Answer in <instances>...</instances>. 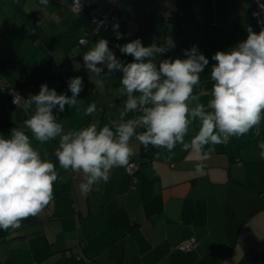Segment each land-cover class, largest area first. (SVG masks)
I'll list each match as a JSON object with an SVG mask.
<instances>
[{"label": "crops", "instance_id": "0c3cea01", "mask_svg": "<svg viewBox=\"0 0 264 264\" xmlns=\"http://www.w3.org/2000/svg\"><path fill=\"white\" fill-rule=\"evenodd\" d=\"M82 2L88 6L75 13L70 8L73 0H49L47 5L40 0H0V83L17 86L25 98L38 94L45 83L71 96L69 79L80 76V103L84 108L96 104L90 116L66 106L57 114L65 131L109 124L126 100L117 94L119 70L97 76L77 60L66 73L50 71L53 62L67 60L79 37L94 27L95 0ZM118 10L133 17L120 25L122 38L117 40L115 30L103 29L81 58L101 38L124 63L134 58L121 54L116 45L137 38L145 46H167L156 63L185 58V49L196 45L209 58L194 89L205 105L216 63L211 57L245 40L248 28L261 30L253 15L259 10L256 0H120ZM25 75L30 80L24 83ZM9 94L0 85V122H12L0 128V134L7 136L17 128L31 136L24 125L31 113L13 105ZM134 117L129 113L126 119ZM198 129L199 121H194L185 141ZM262 140L264 121L239 138L211 146L203 161L179 144L171 153L152 146V157L135 171V187L126 166L115 167L107 183L101 181L83 195V174L65 170L56 161L58 138L43 144L33 138L41 155L47 152L56 163L59 178L40 214L0 236V264H83L77 256L66 255L78 246L87 253V264H264V160L257 147ZM130 143V160L143 158L142 144L135 138ZM191 239L195 247L182 251L179 247Z\"/></svg>", "mask_w": 264, "mask_h": 264}, {"label": "clouds", "instance_id": "9594fccd", "mask_svg": "<svg viewBox=\"0 0 264 264\" xmlns=\"http://www.w3.org/2000/svg\"><path fill=\"white\" fill-rule=\"evenodd\" d=\"M48 2L40 0L42 5ZM73 2L81 8L82 0ZM256 2L259 10L253 15L261 30L248 28L245 40L211 57L216 63L210 71L213 85L207 105L200 101L199 94H194L209 64L198 46L185 49V58L159 59L156 63L167 46L155 42L145 46L139 38L116 45L121 54L134 58L132 62L119 59L104 38L83 52L84 67L89 73L100 76L122 72L117 94L126 96V100L119 117L101 128L92 124L65 131L57 120V114L66 106L79 107L86 116L96 111L95 103L84 108L78 99L84 87L80 76L69 79L71 96L45 83L38 94L26 99L16 97L14 103L31 113L24 121L31 136L17 128L7 136L0 134V231L19 229L23 220L40 214L53 198L59 178L56 163L47 158V152L41 155L33 146V138L41 144L58 138L56 161L65 170L83 174L79 189L87 195L95 184L109 181L113 168L129 164L134 155L130 143L133 138L145 148L151 145L169 153L179 144L203 161L212 151L211 146L258 129L264 121V0ZM119 28L117 21L113 24L117 40L123 35ZM81 43L87 46V41ZM129 113L138 115L126 119ZM194 121H199V129L186 142ZM257 147L259 159L264 160V140Z\"/></svg>", "mask_w": 264, "mask_h": 264}, {"label": "trees", "instance_id": "16d2710c", "mask_svg": "<svg viewBox=\"0 0 264 264\" xmlns=\"http://www.w3.org/2000/svg\"><path fill=\"white\" fill-rule=\"evenodd\" d=\"M99 1H102V0H99ZM109 0L107 1H102L103 3H107ZM119 2L120 0H118L117 4L115 5L114 7V14L117 15L118 17L120 18H123L122 21L119 23L120 25L123 24V22H131V20L133 19L132 16H129V14H124V13H120L119 10H118V6H119ZM95 3V7L93 8V10L98 6V3L97 2H94ZM73 4V3H72ZM82 4H87L88 6V3L86 2H82ZM20 6V5H19ZM86 6V7H87ZM70 8H71V4H70ZM72 10V8H71ZM85 10V9H84ZM92 10V12H93ZM24 11V10H22ZM73 11V10H72ZM82 12V11H81ZM76 13V12H75ZM80 13V12H79ZM182 17V16H181ZM184 18V17H183ZM182 19V18H181ZM93 22H94V27L87 30L85 32V34L83 36H87L88 33H90V31H92L95 26L97 25V20L94 21V19L92 18ZM103 29H111V30H114L113 29V26L107 24L106 26L102 27L101 29H99L96 34L93 36V38L90 39L89 43L87 44L90 45L93 40L96 38V36L103 30ZM81 36V37H83ZM79 37V39L81 38ZM79 40H77L76 44H75V50L71 52V54L68 56L67 60H65L64 62H59V61H54L51 68H50V71L52 72H61V73H66L67 71H69L72 67H73V64L75 63V61L79 60V61H82L83 62V59L81 58L80 54L81 52L83 51V49H85L86 46H83V47H79L78 46V43ZM76 54V56H74ZM30 80V78L28 76H23V78L21 79V82H28ZM0 85L2 87H4L9 93H10V90L11 89H14L15 92L19 93L21 96H23L19 91H18V88L17 86H9L7 84H5V82L3 83H0ZM24 97V96H23ZM12 94L10 93L9 94V101L15 105V106H18L17 104L13 103L12 102ZM24 99H26L24 97ZM138 113H135V116H137ZM12 122H9V121H3V122H0V128H4V127H7L9 126V124H11ZM139 131H141V129H139ZM227 141V140H226ZM152 149V146L149 145L147 148H145L143 145H142V155H143V158H138V159H133V160H130L129 161V164L131 162H137V163H141V161H145V159H149L152 157V152L150 151ZM145 157V158H144ZM129 164L126 166V169H127V172H129L128 170V167H129ZM131 174V173H130ZM135 174V173H134ZM134 174H131V185H133L134 187L136 186V183H137V179L135 178ZM8 233V230L7 231H0V236H6ZM180 248V247H179ZM83 248H77L78 251H72V250H67L69 252H71V256H77L79 259H82L83 260V264H87V258H88V255L85 251L82 250ZM181 249V248H180ZM182 250V249H181ZM67 251H66V255H67ZM184 251V250H182ZM68 256V255H67Z\"/></svg>", "mask_w": 264, "mask_h": 264}, {"label": "built area", "instance_id": "2783aa9c", "mask_svg": "<svg viewBox=\"0 0 264 264\" xmlns=\"http://www.w3.org/2000/svg\"><path fill=\"white\" fill-rule=\"evenodd\" d=\"M95 2L98 3V6L93 10V19L94 21L97 20V25L95 28L90 31V33L87 34V36H83L79 39V47H83L82 41H87V44L89 43L90 39L93 38V36L96 34V32L101 29L102 27L106 26L107 24L113 26L114 23L117 21L120 23L123 18L118 17L114 14V7L117 4L118 0H109L107 3H103L102 1L95 0ZM87 4H82L81 8L78 3L71 4V8L74 12L79 13L83 11L86 8ZM76 56V54L74 55ZM10 93L12 94V102L14 103L15 98L19 97L23 98L19 93L15 92L14 89L10 90ZM139 166V163L137 162H131L129 164L128 170L131 174H134L137 167ZM196 241L194 239H191L187 241L186 243L182 244L180 248L184 251L190 250L191 248L195 247ZM67 255L71 256V252L67 251Z\"/></svg>", "mask_w": 264, "mask_h": 264}]
</instances>
